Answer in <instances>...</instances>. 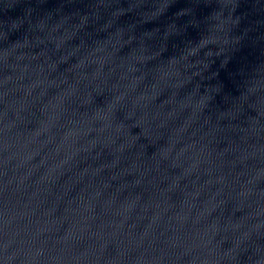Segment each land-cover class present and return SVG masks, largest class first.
Listing matches in <instances>:
<instances>
[{
  "label": "water",
  "instance_id": "1",
  "mask_svg": "<svg viewBox=\"0 0 264 264\" xmlns=\"http://www.w3.org/2000/svg\"><path fill=\"white\" fill-rule=\"evenodd\" d=\"M0 264H264V0H0Z\"/></svg>",
  "mask_w": 264,
  "mask_h": 264
}]
</instances>
